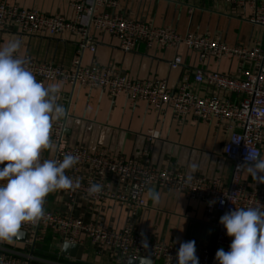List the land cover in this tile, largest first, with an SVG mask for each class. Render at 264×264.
I'll list each match as a JSON object with an SVG mask.
<instances>
[{
	"label": "built area",
	"instance_id": "1",
	"mask_svg": "<svg viewBox=\"0 0 264 264\" xmlns=\"http://www.w3.org/2000/svg\"><path fill=\"white\" fill-rule=\"evenodd\" d=\"M224 1L247 7L248 21L264 28V0ZM72 7L73 15L68 19L59 14L47 15L1 0L0 32L13 27L23 34L75 33L79 37L78 50L69 68L29 55L23 56L28 61L26 67L38 82L63 81L72 87L98 88L111 97L125 95L132 103L146 102L158 112L168 107L176 120L190 116L198 122H213L229 134L223 144V155L233 164L231 177L225 184L218 178L188 176L168 167L154 169L135 158H114L104 148L90 151L83 146H67L65 119L54 121L50 131L53 153L44 160L62 161L68 154L79 158L78 163L65 173L74 181L78 179L79 187L58 190L66 205L79 198L101 209L102 202L114 200L125 209V223L120 229H114L100 222H86L70 213L45 211V198L44 217L35 225L25 224L21 228V231L26 232L25 241H14L16 246L9 248L0 246V264H65L35 255L36 242L43 241L49 233L53 239L60 236V243L79 245L87 240L97 256L105 255L114 264H125L128 257L146 258L153 263L177 264L175 257L179 244L150 237L135 224L138 212L145 207L143 193L150 187L183 193L187 199L204 203L206 217L214 219L217 216L213 249L207 245H195V249L199 264H218L216 251L221 248L228 251L232 241V237L226 235L224 226L219 223L220 217L241 208L264 211V193L248 187L240 177L243 167L257 156L260 157L264 148V45L259 41L252 45H230L217 36L210 38L192 33L179 35L172 28L153 27L144 21L117 13V0H75ZM94 33L109 35L125 52L132 51L138 43L147 48L157 46L160 49H176L184 45L196 55L200 63L211 59L216 63L223 59H236L238 68L235 75L195 69L192 80L185 76L174 89H170L166 80L161 78L132 80L114 72L111 66L82 65V52L85 49L95 50ZM181 64V57L175 55L169 67L177 69ZM202 82L220 92V95H198L193 84ZM229 95H235L236 101H232ZM146 138L149 145L159 138V131L149 129ZM91 184L102 185V191L89 196Z\"/></svg>",
	"mask_w": 264,
	"mask_h": 264
},
{
	"label": "crops",
	"instance_id": "2",
	"mask_svg": "<svg viewBox=\"0 0 264 264\" xmlns=\"http://www.w3.org/2000/svg\"><path fill=\"white\" fill-rule=\"evenodd\" d=\"M1 1V0H0ZM11 5L34 9L43 14H59L65 18L73 15L75 0H5ZM116 12L144 21L153 27H169L179 35L187 33L220 37L225 43L252 45L256 41L264 45V28L248 21L249 9L224 0H117ZM93 33V30H91ZM10 40L20 41L19 56L29 55L40 61L69 68L78 50L79 37L73 32L56 35L41 33L23 34L13 27L0 32V47ZM94 52L85 49L81 55L82 65L98 64L111 66L114 72L132 80L150 78L165 79L167 86L174 89L188 76L192 80L195 69L203 72L218 71L235 75L236 59H212L200 63L196 55L184 45L176 49L150 48L138 43L130 51H122L115 39L105 33H94ZM179 55L182 64L171 69L169 62ZM47 87L60 84L57 103L62 105L65 115V139L67 146H83L94 151L104 148L114 158H135L154 169L171 168L185 175H199L207 179L230 180L233 164L223 155V144L229 134L213 122L195 121L190 116L176 120L170 108L158 112L146 102L132 103L125 95L111 97L98 88L72 87L63 81H44ZM194 91L200 95L220 92L205 82L194 83ZM222 94V93H221ZM230 96V95H229ZM236 101V96L231 95ZM149 129L159 131V138L147 143ZM53 147L43 150L41 161L51 156ZM260 158H264V148ZM243 167L241 180L250 188L264 193V184L256 182ZM2 183V182H0ZM149 189L159 193V202L147 198ZM145 207L138 212L135 224L148 236L155 239L181 244L195 241V245H207L213 249L217 231V216L206 217L204 203L187 199L183 193L173 189L150 187L143 193ZM45 203L55 212L70 213L86 222H100L105 227L120 229L126 220L125 209L114 200H105L100 208L90 201L75 199L66 205L59 191L49 193ZM64 243H57V253L47 249L45 260L70 264H114L107 256H97L86 240L80 258L64 256ZM0 246H16L0 242ZM94 254V255H93ZM96 255V256H95ZM41 258V257H40ZM126 264V263H125ZM153 264H160L159 261Z\"/></svg>",
	"mask_w": 264,
	"mask_h": 264
},
{
	"label": "clouds",
	"instance_id": "3",
	"mask_svg": "<svg viewBox=\"0 0 264 264\" xmlns=\"http://www.w3.org/2000/svg\"><path fill=\"white\" fill-rule=\"evenodd\" d=\"M20 46V41L10 40L0 47V242L9 243L23 225H35L44 217L43 202L49 193L80 183L65 174L78 163L77 156L40 159L43 150L53 147L52 123L65 115L57 103L61 86L38 82L26 67L27 59L18 55ZM246 171L264 184V158L257 156ZM101 191L102 185L91 184L88 195ZM146 196L159 202L154 189ZM219 223L232 241L228 251H216L218 264H264V211L235 209L221 216ZM175 259L177 264H199L195 241L181 243Z\"/></svg>",
	"mask_w": 264,
	"mask_h": 264
},
{
	"label": "water",
	"instance_id": "4",
	"mask_svg": "<svg viewBox=\"0 0 264 264\" xmlns=\"http://www.w3.org/2000/svg\"><path fill=\"white\" fill-rule=\"evenodd\" d=\"M26 239V232L19 231L16 237L12 241L23 242ZM83 246L77 244H69L65 242L62 246L61 253L64 256H70L75 258H80L82 254ZM126 264H153V261L146 258H136L128 257Z\"/></svg>",
	"mask_w": 264,
	"mask_h": 264
},
{
	"label": "rangeland",
	"instance_id": "5",
	"mask_svg": "<svg viewBox=\"0 0 264 264\" xmlns=\"http://www.w3.org/2000/svg\"><path fill=\"white\" fill-rule=\"evenodd\" d=\"M44 210L45 211H49V212H53V210H51V209H49L47 207V203H45ZM60 239H61L60 236H58L57 238L53 239L52 238V234L49 233L47 236L44 237V240L43 241H37L36 242L35 248L36 249H39V247H42V248H48V249H51V250L53 249L52 252L57 253L56 246H57V243H59V240ZM10 244L11 245H14V241L10 242ZM16 244L19 247L21 246L20 243H16ZM92 251H93V253H95V251H94L93 248H92ZM35 255L38 256V257H41L42 259H45V257H47V256L43 257V256H40V255H37L36 253H35ZM155 262H157V261H155Z\"/></svg>",
	"mask_w": 264,
	"mask_h": 264
},
{
	"label": "trees",
	"instance_id": "6",
	"mask_svg": "<svg viewBox=\"0 0 264 264\" xmlns=\"http://www.w3.org/2000/svg\"><path fill=\"white\" fill-rule=\"evenodd\" d=\"M47 251H48L47 249L42 248V247H39V249H36V248H35V253H36L37 255H40V256H43V257L49 255V253H48Z\"/></svg>",
	"mask_w": 264,
	"mask_h": 264
}]
</instances>
